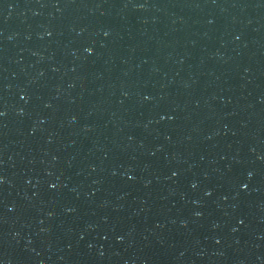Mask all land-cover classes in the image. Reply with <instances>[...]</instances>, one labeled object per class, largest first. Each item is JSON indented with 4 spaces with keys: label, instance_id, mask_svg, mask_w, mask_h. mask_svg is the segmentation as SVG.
<instances>
[{
    "label": "water",
    "instance_id": "1",
    "mask_svg": "<svg viewBox=\"0 0 264 264\" xmlns=\"http://www.w3.org/2000/svg\"><path fill=\"white\" fill-rule=\"evenodd\" d=\"M0 264H264V0H0Z\"/></svg>",
    "mask_w": 264,
    "mask_h": 264
},
{
    "label": "snow or ice",
    "instance_id": "2",
    "mask_svg": "<svg viewBox=\"0 0 264 264\" xmlns=\"http://www.w3.org/2000/svg\"><path fill=\"white\" fill-rule=\"evenodd\" d=\"M0 115H3V113H2V112H0Z\"/></svg>",
    "mask_w": 264,
    "mask_h": 264
}]
</instances>
